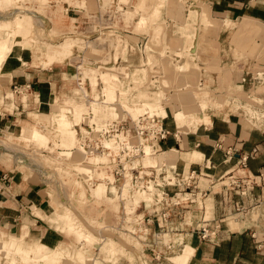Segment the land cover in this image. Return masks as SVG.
<instances>
[{"label":"rangeland","instance_id":"obj_1","mask_svg":"<svg viewBox=\"0 0 264 264\" xmlns=\"http://www.w3.org/2000/svg\"><path fill=\"white\" fill-rule=\"evenodd\" d=\"M2 1L3 0H0V22L9 21L8 23L11 25L9 29L11 30L1 29L0 41H3L6 37H9L8 44L14 41V37L17 36L15 33L17 31L16 29H18V19L22 18L25 20L22 25L24 23L25 25H23V27L20 24L23 28L21 30L19 28L20 34L18 32L17 33L20 36H25L21 37V41L26 42L25 50H32L35 53L37 59L41 57L42 60H44L49 46L59 45L65 40H71L75 44L72 54L64 61V63L78 62L75 59V56L80 54V56L83 57L84 51L85 54L88 53V56L90 57L93 55V59H98L95 57L99 56V42L100 44L106 42V44H108L111 49L115 48V46H119L121 44L124 45L126 43L125 40L122 42V40H120L121 38H117L115 40L113 37V27L108 28L109 33L105 34L106 37H104L103 34L104 30H100L101 32L98 33L97 36L90 37V34L87 33V27L89 24L86 22L88 21V18H92V16L88 15V10H86V12L84 11L85 16H83L84 12L79 9L85 8V0H82V3H80L81 0H13L11 4H6ZM137 1L139 3H143V5L147 2L146 0ZM157 2L159 5L152 10L149 19H145L144 17L141 19V22L138 25L139 28H137V32L143 34L144 32L149 33L152 31V45L163 47L165 54V48H170V29L169 26L166 27L165 25L164 27L162 24L158 23V20L161 18L160 9L165 8L170 10L169 15L171 16V14L176 13L178 9L180 12L185 10L186 6L183 5L185 0H181V2L179 1L180 3L178 0H157ZM112 4L113 0L104 1L103 14L101 15L102 19L106 18L107 15L105 14L107 13V10L111 8ZM180 4H182V6H180ZM74 9L77 10L75 16L72 15L74 14L72 12ZM119 10L123 11V9L120 7L118 8V11ZM197 10L200 11V13L198 12L200 17L202 16V12L204 15L201 17L200 24H194L192 22L188 23L187 26H180L179 29L175 27L173 30L175 34H179L180 31L178 30H185L189 39L185 46L183 45V53L180 52V54L174 55L176 56L174 60L172 57H168V59L165 60V72L163 73L165 74V95L162 94L161 91L157 92L155 90L156 88L154 87V84H152V86L149 85L148 82H150V79L147 81V76L145 73L143 75L142 73L134 72L132 78L134 80L137 78L142 86H145L143 90H140L137 97V99L141 102H136L134 99H131L128 96V93H126L123 86H121L118 75H115L114 71H103V68H98V65L100 64L97 65V61L92 62L89 59L84 58V62H79L81 64L78 63L77 65H81L79 70L83 76L81 80H86L88 83V80L90 79L95 101L90 102L91 104L89 105V103H87L86 99L83 97L82 91L77 88L72 93H68L63 99H60L59 101L57 100V104L55 105L53 113L57 112V114H59L60 107L66 106L70 102H77L81 105L83 104L88 107V112L83 113L80 122L83 124L85 122V117L89 115V110H91V107L95 102L103 105L107 104L106 106H111V103L114 101L109 100L107 97L105 98V102H103V100L99 101L98 99L97 85L99 80H101L104 84V89L107 85L108 86L106 88H110V86L113 88V86L117 83L116 86H118H115L113 89H117L119 87L117 90L115 89L119 95L116 99L115 105H117L120 116L116 119H108L110 118L109 116H106L108 113H106V111H104L102 108V110L96 114L99 116V118L108 120L99 121L97 119L91 118L92 123H96L100 126L105 123L107 124L113 121H120L122 118H124L122 120L125 122L128 120L129 116L132 118H137L142 114L156 113L155 115L165 118V122L170 124L169 127L171 129L174 128L176 131L178 129V131L181 132H189L200 124L212 123L211 116H219L220 114L227 113L229 109H234L233 105L226 103L229 97L237 91V88L229 89L228 92V88L225 86L228 79H233V82L235 81V83L245 85L244 90L241 91V89H238L236 94L249 102L248 104L242 103L241 106L237 107V110L240 108V112L241 110L244 111V114L248 116L249 120H251L257 126L264 127V118L260 119L259 116L260 114L264 116V101L254 100L255 98L260 97L264 98V95L262 96V94H264V85H262V83L264 84V26L245 20L237 21L233 24H221L219 22L212 21L209 18L206 10ZM67 13L72 16L71 20L67 18ZM124 14L127 16H132L130 11H124ZM182 17H185L184 13L180 15L178 19L181 18L185 21L186 17L184 19ZM148 24H150V31H144L141 29L149 26ZM195 25L197 29H200V39L198 38L199 36H197L198 32L195 30L196 28H194ZM94 30V33L98 32L97 27ZM177 44L178 43L175 45ZM88 45L89 47L86 49ZM146 47L148 49L149 44L146 45ZM8 49L9 45L7 50ZM167 51L168 49H166V52ZM167 53L169 54V52ZM100 57L101 56H99V59ZM15 58L16 57L9 56L5 63L9 60H16ZM17 58L21 59V57L18 56ZM168 60H170V65L167 63ZM105 62L106 60L103 61V63ZM174 62H176L175 71L170 69V66ZM226 64L229 66L227 69ZM201 68L203 70H201ZM207 68H217V70L212 71H214V73L221 74V76L219 75V84L221 85L218 86V88H215L218 89V96L211 95V91L202 88V86L199 87L200 78L207 80V84L209 85L211 82H213V78L209 74V71H204V69ZM1 69L2 68H0V72ZM155 74L160 75V71H156ZM109 76L110 79L113 78L112 82L110 79H108ZM257 76L258 78H256ZM105 77H108L107 80ZM155 80H158V78ZM196 80H198V82L196 84H192ZM114 82L116 83L112 84ZM183 82L184 90H182V85H180ZM208 87L209 86H207V88ZM137 89L140 88L138 87ZM195 94L199 95V103H197L195 100ZM11 96L17 100L16 95L11 94ZM163 100H165V105ZM203 101L210 103H203ZM200 105L206 106L205 110H202ZM169 106L172 109V115L170 113L168 114L169 111H166ZM124 110L125 112H123ZM184 110L186 111L185 113H190L196 116L195 119L191 121V125H184L181 127L177 125L176 117L182 116V114H184ZM62 114H64L63 108ZM127 114L129 116H127ZM68 117L71 118L68 119H70V122H72L71 120H73V118L69 115ZM21 127H24L27 131L24 136H19ZM55 127V125L49 124L47 119L40 118L35 122L30 121L29 125L23 124L12 127L9 132L0 133V149H2V151L5 153L13 155L15 162H18V164L22 167V170L26 168L38 169L51 185V190L57 194L58 199L56 200L55 206L53 208L52 217L55 218L57 216V219L61 218V224L63 227L60 229L61 231H57L59 233L58 235H60V244L63 245H57V247L54 248V252L55 254L58 253V255L65 258L67 261L66 262L63 260L64 262L61 261L59 264H63L65 262L66 264H142V260L139 259V255L143 249V243L141 241L144 239H139L140 237L137 238L131 233L123 232L121 230L119 231L117 228L121 220V212L124 210V208L126 209L127 213L126 216L124 215V219H126V222L133 223L134 217H143V215H141L143 213V208L152 209L153 204H156L157 207H159L160 204H157L156 195L153 196L152 193H148V191L142 189L140 184L137 188H135L132 186L131 182H128L130 184L129 186L127 185V190H124V192L118 188L121 186L119 182L117 183L114 180L112 182L113 184H110L111 179L106 173L109 175L112 173H110L108 168H97L96 166L99 163L96 164L94 162V159L96 158L95 156L85 160V157H82L80 154H78L77 145L79 141L82 140V135L79 131L80 126H75L79 133V138L75 140L74 145H71V147H64V145L61 144L62 140L60 138L63 128ZM32 128L44 133L49 137L50 143L47 145V149H42L41 146L34 140V138L31 137L30 130ZM81 128H83L82 125ZM112 148L115 151V148ZM147 148H149L151 154L154 155V151L150 148V146H147ZM72 153H74L75 157L69 156ZM144 158H146V156ZM144 158H142V160L139 159L137 165L146 167L148 164L144 162L146 160ZM88 162L94 167L90 166ZM163 166H160L163 169L161 172L158 171V169L155 168L153 164L148 165L150 169H154V171L151 172L152 175H154L153 178L155 179H152L151 183L155 184L156 186L159 185L160 187L166 186L165 193L168 192L167 194L169 196H165V207L168 203L172 209L184 207L187 211V206H203V199H201V196L199 198L193 197L192 195L187 196L188 193L191 194L190 189H186L185 186H174L183 177V175L180 174L178 175L177 179V167ZM233 181H236V183ZM237 181H239L238 178L232 180L230 176H225L220 182H217V187L213 189L215 191H227L228 194L227 199L225 198L224 200V207H227L228 209L235 208V210L232 209V213L230 214L231 216H229V219L226 221V223L230 224L234 222L235 217L233 216L245 210V218L248 217L257 225L253 233H256V231H259L260 229V235L258 234L256 238L259 237L261 240L263 238L261 233L264 234V195L262 194V197L259 198L258 196L253 197V194H255V192L262 191L264 186L258 187L254 183L247 185ZM101 183L107 184L108 191L103 196H97L94 193V188L97 184ZM167 184L173 185L174 187L168 186ZM156 189L158 190V186ZM159 190L161 191V189ZM157 192L158 194L161 193L159 191ZM235 192H251L252 196L245 202H241L236 199V197H239V195L236 196ZM166 199L168 200L167 202ZM177 202H179V204H177ZM204 204L205 206L211 205L209 201H206ZM133 212H138V216L136 214H131ZM69 214L71 215L72 219H74V223H76L75 228H79V230L84 233L81 237L76 234L78 231L70 232L67 230L68 221L65 216ZM62 230L64 232H62ZM85 234L92 237V240L96 242L89 244L90 239L87 238ZM6 236L8 235H0V244L4 242V238ZM154 237L155 235L153 231L148 232L146 235L147 239H153ZM168 237L169 236H166L165 238ZM112 242L114 243V249L108 247L111 246ZM82 244L85 245L83 246V249H81V252L85 254V263H80L78 259V254ZM27 247L28 246L23 244V248L26 250L29 249L34 251L32 249L35 248L38 252L36 256L41 255L43 248H50L44 246ZM184 248L186 249L183 252V254L185 253V260L183 259L180 264H189L191 260H188L194 255L195 249L189 245H186ZM184 248H179L180 250H173L171 255L168 257L170 260H168V262L166 261L165 264H172V261L174 264H177L178 262H176L175 259L171 260V258L182 255L181 252ZM190 248L192 251L189 250ZM110 249H112V252L114 251V255H111ZM108 251L110 252L108 253ZM260 261V264H263L262 259H260ZM3 263L10 264V261L4 259L3 256L0 255V264ZM18 264L22 263L18 261ZM254 264L258 263L255 262Z\"/></svg>","mask_w":264,"mask_h":264},{"label":"crops","instance_id":"obj_2","mask_svg":"<svg viewBox=\"0 0 264 264\" xmlns=\"http://www.w3.org/2000/svg\"><path fill=\"white\" fill-rule=\"evenodd\" d=\"M104 1L85 0V10L79 8L83 12L88 10V15L92 16V18H88L87 22L85 21L89 24L87 33L90 34V37H95L101 32L100 30H104L103 34L106 37L105 34L109 33L108 28L113 27L115 40L121 38L120 40L122 42L125 40L126 43L111 49L106 42L103 44L99 42L98 55L101 56L100 59L99 56L95 57L98 59H93V55L90 57L84 51L83 57L80 54L75 56L78 62H57L44 67L41 57L37 59L32 50H24L21 59L15 58L17 61L9 60L4 63L0 72V133H7L12 127L29 125L30 121L35 122L39 118L47 119L49 124L56 125L62 114V107L59 109V114L53 113L57 100L63 99L68 93L77 89L81 68V65L77 64L84 62V58L92 62L97 61L96 64H100L98 68H103V71H114L128 96L136 102L139 101L137 97L140 90H143L145 86H142L137 78L135 80L132 78L134 72L143 75L145 73L147 81L150 79L149 85L154 84L155 90L161 91L165 95V74H163L165 60L168 57H172L174 60L176 58L174 55L183 53V47L189 39L185 30H178L179 34H175L173 30L175 27L179 29L180 26H187L192 22L200 24L201 17L193 12L194 9L206 10L212 21L221 24H233L245 20L264 26V0H185L183 2V5L186 6L185 10L180 12L178 9L177 14L172 13L170 16V10L160 9L161 18L158 23L164 27L165 25L169 26L170 29V48H165L164 54L163 47L154 46L151 43L153 32L150 31V24L141 28L144 31H150L149 33L137 32L141 19L143 17L149 19L152 10L159 5L157 0H146L144 5L137 0H113L111 8L105 14L106 18L102 19ZM119 7L123 11H118ZM124 11H130L132 16L125 15ZM72 12L74 13L72 15L75 16L77 10L74 9ZM85 12L83 16H85ZM183 13L186 17L185 21L181 18L178 19ZM66 16L69 20L72 19L68 13ZM96 27L98 32L94 33ZM195 30H197V36L200 39V29L196 28ZM176 43L178 44L175 45ZM148 44L149 48L147 49L146 45ZM88 47L89 45L86 49ZM104 60H106L105 63H103ZM167 63L170 65V60ZM175 64L176 62L170 66L173 71L176 70ZM228 67L226 64V69ZM201 70L203 69L201 68ZM207 70L212 76L213 82L209 85L207 80L200 78L199 87L202 86V88L210 90L211 95L218 96V89L215 88L221 85L219 84L221 74L212 71L217 68L204 69L205 72ZM156 71H160V75H156ZM157 78L158 80H155ZM100 81L97 85V95L99 101L105 102L104 84ZM184 82L180 84L182 90H184ZM197 82L198 80L192 84ZM262 85L264 84L262 83ZM15 86L21 88L31 86V88L26 89L27 91L25 90L22 95H17L14 93ZM87 86L93 95L90 79ZM207 86L209 87L207 88ZM225 86L228 88V92L229 89L237 88L236 92H238V89L243 91L245 88V85L235 83L233 79H228ZM138 87L140 89H137ZM236 92L229 97L226 103L233 105L234 109H229L227 113L219 116H211L212 123L200 124L189 132L171 129L170 124L166 123L164 118L170 135L161 144V152L154 154L158 166L177 167V179L180 174L184 179H188L195 172L194 188L190 195L196 198L201 196L203 206H187V211L184 207L171 209V216L165 220V233H162V236L159 235L161 233L159 229L163 228V222L159 216H154L152 230L147 231H153L155 237L147 239L146 235H141L139 239L143 238L142 242L157 241L159 237L166 243H172L176 249L189 245L195 249L194 255L188 260H191L189 264H254L255 262L260 264V259L264 264V234L261 233L263 237L261 240L259 237L256 238L261 231L256 229V233H253L257 225L248 217L245 218V210L234 215L235 221L227 224L226 221L231 216L232 209L235 210V208L224 207L227 191L213 190L217 187V182H220L225 176H230L232 180L238 178L237 182L242 184L254 183L258 187L264 186V127L257 126L249 120L244 111L240 112V108L237 110V107L242 103L248 104L249 102L239 97ZM11 94L16 95L17 100ZM198 96L195 94L197 103H199ZM254 100L264 101V98L260 97ZM163 103L165 105V100ZM166 111L172 115L170 106ZM144 115L154 116L155 114L146 113L137 118ZM259 116L260 119L264 118L262 114ZM22 129L25 128L21 127L19 135ZM175 133L179 134L178 138L174 137ZM245 156L248 159L243 163ZM145 171H154V169L144 168L142 175L146 174ZM233 182L236 183V181ZM262 194L264 195V189L255 192L253 197L260 198ZM235 195H239L236 199L245 202L251 198L252 193L235 192ZM57 199V194L51 190V185L38 169L26 168L22 170L18 162H15L13 155L0 149V235L15 236L18 240H24V245L28 247L55 248L57 245H63L60 244V235H58V231H61L60 229L63 227L61 218L58 220L57 216L52 217ZM206 201H209L211 205L205 206ZM144 210L145 208L141 215L148 218L152 212ZM125 228L131 229L130 226ZM204 228L210 232L206 239L202 237ZM62 232L64 231L62 230ZM166 236L169 237L165 238ZM182 250L184 252L185 248Z\"/></svg>","mask_w":264,"mask_h":264},{"label":"built area","instance_id":"obj_3","mask_svg":"<svg viewBox=\"0 0 264 264\" xmlns=\"http://www.w3.org/2000/svg\"><path fill=\"white\" fill-rule=\"evenodd\" d=\"M82 77L81 72H79L77 88L82 91L83 97L86 99L87 103L93 102L95 101L94 97L90 93L91 91L87 86L86 80H83L84 82L81 80ZM30 88L31 86H27L26 88L15 86L14 93L22 95L26 89L29 90ZM123 112H125V110ZM127 116L129 115L127 114ZM129 117L125 122L122 120L124 118H122L120 121H113L99 126L91 122L92 119L95 118V115L92 110H89V115L85 117V122L82 124L83 128L79 129L82 140L79 141L77 149H80L81 152L84 153L85 160L93 156L105 158L107 161L99 163L96 167L101 169L108 168L110 173L115 176L116 182L120 183L121 186L118 187L119 189H122L129 172L132 174L131 181L133 187L137 188L140 184L142 188H148L150 180L153 179L154 175H142L144 167L142 165H137V162L139 159L142 160L146 154L145 149L147 146H150L154 154L161 152V144L168 139L170 131L165 127L164 118L157 115H144L136 119L131 116ZM178 135V133H175L174 137L178 138ZM111 146L115 148V151ZM247 159V156L243 157V163H245ZM88 164L90 165L89 162ZM194 174L195 172H193L188 179L182 177L177 183V187L185 186L186 189H190V193H192V189L194 188L193 182L195 180ZM167 193L168 192L165 193V186L162 187L161 193L156 195L157 204L161 206L157 207L156 204H153L152 209L144 210L152 212L148 218L139 217L136 212H133L131 214H136L138 217H134L133 223L126 222L124 215L126 216L127 213L124 208L121 212V220L117 230L127 233L130 232L133 236L139 238L141 235H147V230H152L151 226L154 223L153 217L159 216L163 222V228L159 229L161 232L159 235L162 236V233H165V220L170 218L172 209L168 203L165 207V196H169ZM167 201L166 199V202ZM126 226H130L131 229H125ZM202 233L203 239L209 237L210 232L208 229L204 228ZM142 243L143 249L139 255L142 264H165L166 261L168 262V260H170L168 257L173 250L176 249L172 243H166L159 237L157 241H144Z\"/></svg>","mask_w":264,"mask_h":264},{"label":"bare ground","instance_id":"obj_4","mask_svg":"<svg viewBox=\"0 0 264 264\" xmlns=\"http://www.w3.org/2000/svg\"><path fill=\"white\" fill-rule=\"evenodd\" d=\"M12 1L13 0H3L2 2L3 3H6V4H11ZM179 1H181V0H178V2ZM193 12L196 13V14H198V12L200 13V11H198L197 9H194ZM203 16L204 15H203V12H202V16L201 17H203ZM24 21L25 20H23L22 18H19L18 19V22H17L18 27L16 25V27L18 29H16L17 31L15 33L17 36L14 37V41L12 43L8 44L9 37H6L3 41H0V68H2V66L4 65L5 61L7 60V58L9 56L16 57V58H17V56L18 57H21L22 52H24V50L26 49V42H24V41L22 42L21 41V37H25V36H22V35L20 36L19 35L20 34L19 33V28L21 30L24 27L23 25H25V23L22 25V23ZM8 22H5V21L0 22V31H1V29L11 30V29H9L11 27V25ZM74 44L75 43L72 42L71 40H65L64 42H62L59 45L49 46V48L46 51L45 59L41 61L42 65L44 67H47V66H51L52 64L57 63V62H64L72 54V51L74 49ZM8 45H9V49L7 50ZM105 78L107 80L108 77H105ZM105 78H104V80H105ZM108 79H110V76H109ZM112 79H110L111 82H112ZM115 83L116 82H114L112 84H115ZM116 84L113 86V88L116 86ZM106 87L104 89V96L107 97L109 100H112L114 102L111 103L112 104L111 106H106L107 104L103 105V104H100L98 102H95L92 105L91 110L93 111V114L95 115V118L94 119H97L99 121H105V120H108V119H116V118H118L120 116V113H119V111L117 109V105H115L116 99L119 96L116 90L119 87L117 89L115 88L116 90L113 89V88H111V86H110V88L109 87L106 88ZM205 107L206 106L203 105V106H201V109L202 110H205ZM62 108L64 110V114L61 115L60 119L57 121V123H56L55 126L57 128H63V130L61 132V138H60L62 140L61 144H63L64 147H66V146H70L71 147V145H74L75 140L77 138H79V133H78L77 129L75 128V126L76 127L77 126H80V128H81L82 123H80V122H81L83 113L84 112L85 113L88 112V109H87L88 107L85 106V105H83V104L81 105L80 103H77V102H72V103L70 102L66 106H63ZM102 108H103L104 111H106V113H108V115H106V116H109L110 118H108V119H101V118H99V116L96 113H98L100 110H102ZM185 110H184V114H182V116L176 117L177 120L175 119L178 126H181L182 127L184 125H191L192 124L191 121H193L195 119V116L196 115L194 116V115H192L190 113L187 114V113H185L186 112ZM195 110H193V111H195ZM68 115L73 118V120H71L72 122H70V119L71 118L68 117ZM68 118H70V119H68ZM25 133H26V130L25 129H22L19 136H24ZM31 137L34 138V140L41 146L42 149H47V147H48L47 145L50 143L49 142L50 139H49L48 136H46L44 133H41L40 131H37V130L33 129L31 131ZM146 149H145V153L146 154L144 155V157L146 156V158L143 157L144 159H146L144 162H146L148 165L153 164V166L155 168H157L158 171L163 170L162 167L156 165L157 164L156 163V158L154 157V155L151 154L150 149L147 148V147H146ZM77 152H78V154H80V156L84 157V153L81 152L80 149L77 150ZM69 156L75 157L74 153H72ZM94 162L96 164H98L100 162H106V159L97 156L94 159ZM148 165L146 167H144V168H150V167H148ZM145 172H146V174L152 175V172L151 171H145ZM106 174L111 179V183L110 184H113L112 182L114 180L116 181L115 176H113L112 174L109 175L108 173H106ZM167 174H168V170H167ZM110 179H108V180H110ZM131 179H132V174L129 172V174L127 175V180H126V182H124V185L122 186V189H121L122 192H124V190H127L126 187H127V185L129 186V184H130L128 182H131L132 183ZM151 182H152V180H150V185H149V187L147 189L146 188H142V189H144L145 191H148V193H152V195L155 196V195L158 194L157 191L161 192L159 189H161L162 187H160L159 185H157L158 186V190H157L156 189L157 186L155 184H152ZM105 184H102L101 183V184H97L95 186L94 193L97 196H103L108 191V186H107V184L106 185ZM132 186H133V183H132ZM170 186H173V185H170ZM178 195H181V194H178ZM189 195L190 194L188 193L187 196H189ZM121 197H122V195H121ZM177 204H179V202H177ZM65 218L68 221V223H67V230L70 231V232H76V231H78V232H76V234H78V236L81 237L84 233L81 232L79 230V228H75L76 227V223H74V219H72L71 215L70 214L69 215H66ZM85 236H87V235L85 234ZM87 238L90 239L89 244L90 243L93 244V243L96 242V241H93L92 240V237H90V236H87ZM112 243H111V246H108V247L109 248L111 247L112 249H114V243L113 244ZM23 244H24V241L23 240H18L15 236H10V237L6 236L4 238V242L2 244H0V255L3 256L4 259H7L8 261H10V264H18V261L20 263H22V264H59L63 260L66 261V259L63 258V257H61L60 255H58V253L55 254L54 248H52V249H50V248H43V250L41 251V255L40 256H36V254L38 252L36 251L35 248L32 249L34 251H31L29 249L26 250V249L23 248ZM83 246H85V245L82 244V246L80 248V251H79V254H78V259H79V262L80 263H85V254L83 252H81V249H83ZM112 249H110V251ZM189 250L192 251L191 248ZM110 251H108V253ZM2 253H3V255H2ZM182 253H183V251H182ZM111 255H114V251L113 252L111 251ZM184 255H185V253L182 254V255H179V256H175L174 257V259L176 260V262H178L177 264H180L183 261V259L185 260ZM66 262L63 263V264H66Z\"/></svg>","mask_w":264,"mask_h":264}]
</instances>
